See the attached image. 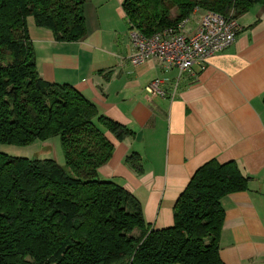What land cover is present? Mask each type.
<instances>
[{
    "label": "trees",
    "instance_id": "trees-1",
    "mask_svg": "<svg viewBox=\"0 0 264 264\" xmlns=\"http://www.w3.org/2000/svg\"><path fill=\"white\" fill-rule=\"evenodd\" d=\"M87 1L0 0V144L57 136L64 159L0 153V264H223L220 200L248 186L237 165L201 166L174 205L173 225L149 230L139 201L97 176L113 152L102 131L118 141L131 132L100 116L72 86L38 75L26 19L56 42H77L86 35ZM255 4L264 0H124L122 9L129 30L150 37L195 8L237 17ZM125 163L142 173L137 154Z\"/></svg>",
    "mask_w": 264,
    "mask_h": 264
},
{
    "label": "crops",
    "instance_id": "crops-1",
    "mask_svg": "<svg viewBox=\"0 0 264 264\" xmlns=\"http://www.w3.org/2000/svg\"><path fill=\"white\" fill-rule=\"evenodd\" d=\"M123 1L88 0L86 35L77 42H56L28 17L38 75L72 86L100 116L131 132L118 141L102 131L113 152L97 176L139 201L149 230L173 225L174 205L196 170L210 161L234 162L248 186L220 200L219 257L223 264H264V5L235 17L239 32L227 49L179 74L156 59L130 62L135 50ZM202 13L192 12L186 31L197 29ZM155 78L165 80L163 96L144 89ZM133 153L140 175L125 163Z\"/></svg>",
    "mask_w": 264,
    "mask_h": 264
},
{
    "label": "built area",
    "instance_id": "built-area-1",
    "mask_svg": "<svg viewBox=\"0 0 264 264\" xmlns=\"http://www.w3.org/2000/svg\"><path fill=\"white\" fill-rule=\"evenodd\" d=\"M196 11L198 8L193 10ZM186 22L187 19L150 37H145L134 29L129 30V39L135 50L130 62L139 65L149 59H156L165 70L174 69L179 74H191L194 65L201 64L208 57L227 49L239 32L233 13L222 16L212 11H204L193 33L185 30ZM164 81L162 78H155L144 89L150 96H163Z\"/></svg>",
    "mask_w": 264,
    "mask_h": 264
},
{
    "label": "rangeland",
    "instance_id": "rangeland-1",
    "mask_svg": "<svg viewBox=\"0 0 264 264\" xmlns=\"http://www.w3.org/2000/svg\"><path fill=\"white\" fill-rule=\"evenodd\" d=\"M192 17V14L188 17V24L192 21ZM0 153L13 158L53 159L60 165L64 164L63 154L57 136L46 141L37 140L26 146L0 144Z\"/></svg>",
    "mask_w": 264,
    "mask_h": 264
}]
</instances>
